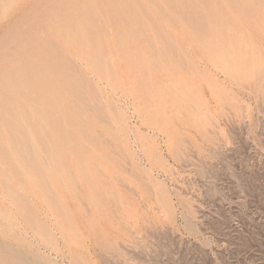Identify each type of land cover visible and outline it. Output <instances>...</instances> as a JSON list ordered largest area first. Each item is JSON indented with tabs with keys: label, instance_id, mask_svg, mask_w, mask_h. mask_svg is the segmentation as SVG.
Returning a JSON list of instances; mask_svg holds the SVG:
<instances>
[{
	"label": "rangeland",
	"instance_id": "374dc122",
	"mask_svg": "<svg viewBox=\"0 0 264 264\" xmlns=\"http://www.w3.org/2000/svg\"><path fill=\"white\" fill-rule=\"evenodd\" d=\"M35 1L0 0V264H264V0Z\"/></svg>",
	"mask_w": 264,
	"mask_h": 264
},
{
	"label": "bare ground",
	"instance_id": "6f19581e",
	"mask_svg": "<svg viewBox=\"0 0 264 264\" xmlns=\"http://www.w3.org/2000/svg\"><path fill=\"white\" fill-rule=\"evenodd\" d=\"M39 1H41V0H39ZM117 1H118V0H117ZM134 1H135V0H134ZM136 1H137V0H136ZM35 2H36V4L34 3V5H37V4H39V3H42V2H39V3H38V0L35 1ZM82 2H86V0H84V1H82ZM111 2H112V1H111ZM115 2H116V0H115ZM121 2H122V1H121ZM121 2L119 1L120 4H121ZM2 3H4V2H2V0H1V4H2ZM56 3H57V2H56ZM112 3H113V2H112ZM132 3H133V2H132ZM42 4H43V3H42ZM53 4H54V3H53ZM85 4H86V3H85ZM88 4H89V3H88ZM113 4H114V3H113ZM2 5H4V4H2ZM34 5H31V6L33 7ZM43 5H44V4H43ZM72 5H73V4H72ZM79 5H80V4H79ZM115 5H116V3H115ZM55 6H56V5H55ZM73 6H74V5H73ZM80 6H81V5H80ZM80 6H79V7H80ZM86 6H87V5H86ZM116 6H117V5H116ZM121 6H122V5H121ZM132 6H133V5H132ZM0 7H2V6H0ZM32 7H31V8H32ZM117 7H118V6H117ZM117 7H116V8H117ZM119 7H120V6H119ZM119 7H118V8H119ZM34 8H35V6H34ZM42 8H43V7H42ZM42 8H40V11L43 10ZM87 8H89V7H87ZM106 8H107V7H106ZM108 8H109V7H108ZM118 8H117V9H118ZM122 8H123V7H122ZM2 9L4 10V9H5V6H4ZM2 9H1V11H3ZM35 9H36V8H35ZM44 9H47V7L45 6ZM59 9H61V8H59ZM59 9H58V10H59ZM69 9H70V7H69ZM73 9H74V8H73ZM77 9H78V8H77ZM77 9H76V10H77ZM113 9H115V6H114ZM54 10H55V9H54ZM58 10H55V11H58ZM78 10H79V9H78ZM78 10H77V11H78ZM30 11H34V10H31V9H30ZM30 11L28 12L29 15L32 13V12L30 13ZM35 11H36V10H35ZM35 11H34V15H36ZM77 11H76V12H77ZM110 11H111V9H110ZM45 12H47V11L44 10L43 13H45ZM49 12H50V11H49ZM67 12H68V11H67ZM69 12H70V11H69ZM72 12H73V11H72ZM74 12H75V11H74ZM79 12H80V11H79ZM84 12H85V11H84ZM116 12H117V11H116ZM116 12H115V13H116ZM118 12H119V11H118ZM118 12H117V13H118ZM26 13H27V12H26ZM38 13H39V11H38ZM43 13H42V11H41V14H42V15H43ZM50 13H51V12H50ZM59 13H60V12H59ZM82 13H83V12H82ZM82 13H81V14H82ZM107 13H108V12H107ZM111 13H112V12H111ZM117 13H116V15H117ZM32 14H33V13H32ZM51 14H52V13H51ZM54 14H56V13H54ZM68 14H69V13H68ZM68 14H67V15H68ZM78 14H79V13H78ZM78 14H77V15H78ZM88 14H89V13H88ZM91 14H92V13H91ZM131 14H132V13H131ZM197 14H198V13H197ZM25 15H26V14H24V18L29 16L28 14H27L28 16H25ZM70 15H71V13H70ZM72 15H75V14H72ZM77 15H76V16H77ZM109 15H110V14H109ZM114 15H115V14H114ZM120 15H121V14H120ZM30 16H31V15H30ZM85 16H86V15H85ZM91 16H92V15H91ZM96 16H97V15H96ZM117 16H118V15H117ZM21 17H22V15H21ZM33 17H34V16H33ZM33 17H31V20L33 19ZM39 17H40V13H39ZM63 17H64V15H63ZM66 17H67V16H66ZM79 17H80V16H79ZM87 17H88V16H87ZM92 17H93V16H92ZM109 17H110V16H109ZM114 17H115V16H114ZM114 17H113V18H114ZM22 18H23V17H22ZM22 18H21V19H22ZM28 18L30 19V17H28ZM40 18H41V17H40ZM73 18H74V17L70 18V20H73ZM76 18H77V17H76ZM113 18H112V19H113ZM115 18H117V17H115ZM21 19H20L19 21H21ZM29 19H27V20H29ZM37 19H38V16L36 17L35 20H37ZM74 19H75V18H74ZM119 19H120V17H119ZM123 19H124V16H123ZM25 20H26V19H25ZM75 20H76V19H75ZM75 20H74V21H75ZM80 20H81V19H80ZM90 20H91V19H90ZM92 20H93V19H92ZM105 20H106V18H105ZM19 21H17V22H19ZM33 21H34V19H33ZM39 21H40V20H39ZM39 21H37V24H38ZM88 21H89V20H88ZM101 21H102V20H101ZM112 21H113V20H112ZM15 22H16V21H15ZM21 22H26V21L23 20V21H21ZM34 22H35V21H34ZM34 22H33V23H34ZM76 22H77V21H75V23H76ZM81 22H82V21H81ZM26 23H27V22H26ZM29 23H31V22H29ZM33 23H32V24H33ZM75 23H73V24H75ZM102 23H103V22H102ZM16 24H18V23H16ZM35 24H36V23H35ZM82 24H83V23H82ZM75 25H77V24H75ZM37 26H38V25H37ZM39 26H40V25H39ZM77 26H78V25H77ZM67 27H68V26H67ZM81 28H82V27H81ZM85 28H86V27H85ZM76 29H77V28H76ZM34 30H35V29H34ZM3 31H4V30H3ZM6 31H7V29H6ZM38 31H39V30H38ZM41 31H42V30H41ZM68 31H69V30H68ZM73 31H75V30L73 29ZM76 31H77V30H76ZM32 32L34 33V31H32ZM78 32H79V31H78ZM87 32H88V31H87ZM131 32H132V31H131ZM7 33H8V32H7ZM7 33H6V35H7ZM28 33H30V32L28 31ZM45 33H46V32H45ZM45 33H44V34H45ZM85 33H86V32H85ZM85 33H84V34H85ZM94 33H95V32H94ZM36 34H37V32H36ZM42 34H43V33H42ZM4 35H5V32H4ZM31 35H33V34H31ZM79 35H80V32H79ZM28 36H30V35L28 34ZM37 36H38V35H37ZM37 36H35L34 38L32 37V38L35 40ZM39 36H41L40 33H39ZM6 37H7V36H6ZM6 37H2V38H6ZM30 37H31V36H30ZM62 37H63V36H62ZM84 37H86V36H84ZM88 37H89V36H88ZM28 38H29V37H28ZM32 38H31V39H32ZM78 38H79V36H78ZM82 38H83V37H82ZM0 39H1V38H0ZM29 39H30V38H29ZM37 39H38V37H37ZM86 39H87V38H86ZM88 39H89V38H88ZM1 40H2V39H1ZM1 40H0V41H1ZM4 40H5V39H4ZM6 40H7V38H6ZM38 40H39V39H38ZM38 40H37V41H38ZM83 40H84V38H83ZM32 41H33V40H32ZM35 41H36V40H35ZM33 42H34V41H33ZM79 42H80V41H79ZM87 42H88V40H87ZM90 42H92V41H90ZM90 42H89V43H90ZM35 43H36V42H35ZM94 43H95V42H94ZM97 44H98V43H97ZM0 45H1V44H0ZM86 45H87V44H86ZM90 45H91V44H90ZM92 45H93V44H92ZM1 46H2V45H1ZM31 46H32V45H31ZM2 47H3V46H2ZM27 47H28V46H27ZM27 47H26V49H27ZM87 47H90V46H87ZM100 47H101V45H100ZM31 48H33V47H31ZM81 48H82V47H81ZM83 48H84V46H83ZM83 48H82L81 50H83ZM34 49H35V48H33L32 50H34ZM0 50H1V51H0V56H1V55L3 54V53H2V52H3V51H2V48H0ZM5 50H8V48L5 49ZM95 50H96V48H95ZM85 51H87V50L85 49ZM45 52H46V51H45ZM91 52H92V51H91ZM1 53H2V54H1ZM5 53H6V52H5ZM10 53H11V52H10ZM10 53H9V55L11 56ZM87 53H88V52H87ZM17 54H18V53H17ZM84 54H85V52H84ZM84 54H83V55H84ZM90 54H91V53H90ZM4 55H5V54H4ZM15 55H16V54H15ZM35 55H37V54H35ZM20 56H21V55H20ZM86 56H87V55H86ZM5 57H6V55H5ZM8 57H9V56H8ZM14 57H15V56H14ZM14 57H10V58H14ZM17 57H18V56H17ZM36 57H37V56H36ZM46 57H47V56H46ZM48 57H49V56H48ZM48 57H47V58H48ZM50 57L52 58V56H50ZM50 57H49V58H50ZM88 57H89V56H88ZM92 57H93V56H92ZM92 57H91V58H92ZM18 58H20V57H18ZM37 58H38V57H37ZM47 58H46V59L44 58V59H45V60H48ZM51 58H50V60H51ZM5 59H7V58H5ZM23 59H24V58H23ZM23 59H22V60H23ZM32 59H33V58H32ZM52 59H53V58H52ZM55 59H56V58H55ZM7 60H8V59H7ZM18 60H19V59H18ZM24 60H25V59H24ZM24 60H23V61H24ZM93 60H94V59H93ZM26 61H27V59H26ZM26 61H25V63H26ZM34 61H36V60H34ZM8 62H11V63H12L13 61H11V59H10V60H8ZM31 62H32V61H31ZM31 62H30V63H31ZM44 62H47V61H44ZM49 62H50V61H48L47 63H49ZM53 62H54V60H53ZM55 62H56V61H55ZM57 62H58V61H57ZM60 62H61V61H60ZM4 63H6V62H4ZM21 63H23V62L21 61ZM30 63H29V64H30ZM14 64L16 65V63L11 64V65H12L11 70H14V67H15V66L13 67ZM18 64H19V62H18ZM31 64H32V63H31ZM31 64H30V65H31ZM34 64H35V63H34ZM50 64H51V63H50ZM50 64H48V65H50ZM57 64H59V63H57ZM21 65H22V64H21ZM44 65H45V64H44ZM48 65H47V68H49ZM51 65H52V64H51ZM51 65H50V66H51ZM55 65H56V64H55ZM19 66H20V65H18V66L16 65V67H19ZM20 67L25 68V66H20ZM26 68H27V67H26ZM45 68H46V67H45ZM7 69H8V68H7ZM9 69H10V68H9ZM16 69H17V68H16ZM16 69H15V75L17 76L16 78H18V75H17V74H18L19 72H21V71H19V70H20V69H19L18 72H16V71H17ZM23 70H24V69H23ZM23 70H22V72H23ZM25 70H27V69H25ZM46 70H48V69H46ZM46 70L44 69L43 71H46ZM29 71H31V70H29ZM29 71H28V72H29ZM48 71H49V70H48ZM4 72H6L7 75H8V72H7L6 70H3V73H4ZM9 72H12V71H9ZM22 72H21L20 76H24L26 71H24V75H22ZM28 72H26V74H27ZM33 72H34V71H33ZM35 72H36V71H35ZM35 72H34V73H35ZM13 73H14V71H13ZM16 73H17V74H16ZM44 73H46V72H44ZM49 73H50V72H49ZM11 74H12V73L9 74V77H10ZM31 74H32V73H31ZM31 74H30L29 76H31ZM35 74H36V73H35ZM1 75H2V73H1ZM44 75H45V74H44ZM48 75H49V74H48ZM2 76H6V75H2ZM34 76H35V75H34ZM46 76H47V74H46ZM12 77H14V76H12ZM26 77H28V76H26ZM31 77H32V76H31ZM49 77H50V78H47V80L49 79V81H52L50 75H49ZM63 77H64V76H63ZM1 78H2V77H1ZM4 78H5V77H4ZM16 78H15V81H14V82L17 83L18 80H16ZM24 78H25V77H24ZM10 79H12V78L10 77ZM20 79H22V78L19 77V80H20ZM50 79H51V80H50ZM64 79H65V78H64ZM3 80L6 81L5 79H3ZM23 80H24V79H23ZM43 80H44L45 82L47 81L45 77H44ZM75 80H76V79H75ZM82 80H83V79H82ZM1 81H2V80H1ZM34 81H35V80H34ZM7 82H8V81H7ZM32 82H33V79H32ZM12 83H13V82H12ZM16 83H15V84H16ZM20 83H21V82H20ZM33 83H34V82H33ZM47 83H48V82H47ZM64 83H65V82H64ZM0 84H1V83H0ZM13 84H14V83H13ZM13 84H11V83L9 84V82H8V85H11L12 87H13ZM31 84H32V83H30V85H31ZM44 84H45V83H44ZM49 84H50V83H49ZM33 85H34V84H33ZM47 85H48V84H47ZM51 85H52V83H51ZM2 86H3V84H2ZM4 86H5V85H4ZM61 86H62V85H61ZM63 86H64V84H63ZM28 87H32V86H28ZM48 87H51V86L48 85ZM64 87H65V86H64ZM0 88H1V87H0ZM4 88H5V87H4ZM60 88H63V87H60ZM7 89L9 90L8 87H7ZM8 90H6V91H8ZM1 91H2V90H1ZM3 92H4V89H3ZM3 92H2V93H3ZM0 93H1V92H0ZM2 93H1V97H2ZM3 94H4V93H3ZM68 94H69V93H68ZM4 95H5V94H4ZM18 95H19V94H18ZM20 95H21V94H20ZM31 95H32V94H31ZM5 97H6V96H5ZM37 97H38V96H37ZM77 97H78V96H77ZM79 97H80V96H79ZM33 98H34V97H33ZM75 98H76V96H75ZM91 98H92V97H91ZM3 99H4V98H3ZM77 100H78V99H77ZM2 101H3V100H2ZM38 101H39V100H38ZM0 102H1V100H0ZM31 102H32V101H31ZM1 103H3V102H1ZM5 104H6V102H5ZM77 109H78V108H77ZM77 109H76V110H77ZM59 110H60V109H59ZM80 110L82 111V109H80ZM74 111H75V109H74ZM78 111H79V110H78ZM78 111H76V112H78ZM81 111H79V112H81ZM0 112H1V111H0ZM49 112H50V109H49ZM51 112H53V110H52ZM54 112H55V111H54ZM76 112H75V113H76ZM79 112H78V113H79ZM69 113H70V112H69ZM75 113H74V114H75ZM78 113H77V114H78ZM42 114H43V113H42ZM77 114H76L75 116H77ZM43 115H44V114H43ZM43 117H44V116H43ZM11 118H12V117H11ZM29 118H30V117H29ZM7 119H8V118H7ZM9 119H10V118H9ZM51 121L53 122V120H51ZM49 123H51L50 120H49ZM54 124H55V122H54ZM54 124H53V126H54ZM44 125H45V124H44ZM50 125H51V124H50ZM50 125H49V126H50ZM55 126H56V125H55ZM55 126H54V127H55ZM50 127H52V125H51ZM43 129H45V128H43ZM43 129H42V131H43ZM53 129H54V128H53ZM55 129H56V127H55ZM15 131H16V130H15ZM15 131H14V132H15ZM49 131H50V130H49ZM51 131H52V130H51ZM57 131H58V130H57ZM46 132H47V131H46ZM41 133H42V132H41ZM44 133H45V132L43 131V134H44ZM10 134H11V133H10ZM16 134H17V136H18V133H16ZM46 135H47V134H45V136H46ZM51 135H52V134H51ZM51 135H50V136H51ZM21 136H22V135H21ZM42 136H43V135H42ZM30 137H31V136H30ZM32 137H33V136H32ZM35 137H36V136H35ZM39 137H40V136H39ZM39 137H38V138H39ZM33 138H34V137H33ZM36 138H37V137H36ZM38 138H37V139H38ZM46 138H47V137H46ZM18 139H19V138H18ZM34 139H35V138H34ZM34 139H32V140L34 141ZM37 139H36V140H37ZM21 140H22V139H21ZM36 140H35V141H36ZM39 140H40V138H39ZM39 140H38V141H39ZM42 140H43V139H42ZM33 141L30 142V143L34 144ZM35 141H34V142H35ZM43 141H44V140H43ZM43 141H42V142H43ZM19 142H20V141H18L17 143H19ZM40 142H41V140H40ZM11 143H12V142H11ZM20 143H21V142H20ZM23 143H24V142H22V144H23ZM37 143H38V142H37ZM37 143H36V144H37ZM45 143H46V142H45ZM57 143H58V142H57ZM59 143H60V142H59ZM59 143H58V146H60ZM14 144H15V143H14ZM24 144H26V143H24ZM27 144H28V143H27ZM27 144H26L25 146H27ZM19 145H20V144H19ZM39 145H40V144H38V145H36V146H39ZM41 145H42V144H41ZM53 145H54V144H53ZM20 146H21V145H20ZM23 146H24V145H23ZM36 146H35V147H36ZM46 146H47V145H46ZM56 146H57V145H56ZM18 147H19V146H17V148H18ZM29 147H31V146L29 145ZM32 147H33V145H32ZM20 148H21V147H20ZM20 148H19V149H20ZM22 148H23V147H22ZM37 148H38V147H37ZM48 148H49V147H48ZM60 148H61V146L59 147V150H60ZM19 149H18V150H19ZM30 149H31V148H30ZM40 149H41V148H40ZM3 150H5V149H3ZM18 150H17V151H18ZM47 150H48V149H47ZM57 150H58V149H57ZM61 150H62V149H61ZM7 151H8V150H7ZM19 151H20V150H19ZM37 151H39V149H37ZM42 151H43V150H42ZM3 152H4V151H3ZM56 152H57V151H56ZM12 153H13V151H12ZM20 154H21V153H20ZM32 154H33V153H32ZM36 154H37V152H36ZM2 155H3V154H2ZM4 155H6V154H4ZM7 155H8V154H7ZM15 155H16V154H15ZM15 155H14V156H15ZM9 156L11 157V155H9ZM0 157L2 158V156H0ZM4 157H5V156H4ZM16 157H17V156H16ZM18 157H19V155H18ZM21 157H22V156H21ZM21 157H20V159H21ZM29 157H31V156H29ZM22 158H23V157H22ZM24 158H25V160H23V161H26L27 155H26V157L24 156ZM32 158H33V157H31V159H32ZM39 158H41V157L39 156ZM8 159H9V157H8ZM3 160H4V159H3ZM5 160H6V159H5ZM12 160H13V159H12ZM16 160H18V158H16ZM21 160H22V159H21ZM40 160H42V159H40ZM8 161H9V160H8ZM28 161H30V160H28ZM28 161H27V162H28ZM1 162H2V161H1ZM3 162H5V161H3ZM3 162H2V163H3ZM6 162H7V160H6ZM32 162H34V161H32ZM35 162L37 163V160H35ZM38 162H40V161L38 160ZM20 163H21V162H20ZM41 163H42V162H41ZM41 163H40V164H41ZM8 164L10 165V163H8ZM21 164H22V163H21ZM34 164H35V163H34ZM31 165H33V163H31ZM35 165H37V164H35ZM10 166H11V165H10ZM38 166H39V164H38ZM15 167H16V165H15ZM20 167H21V166H20ZM26 167H27V166H26ZM35 167H37V166H35ZM40 167H41V166H40ZM5 168H6V167H5ZM8 168H9V167H8ZM10 168H11V167H10ZM4 170H5V169H4ZM14 170H15V169H14ZM16 170H17V169H16ZM8 171H9V170H8ZM11 172H12V170H11ZM13 172H14V171H13ZM14 173H15V172H14ZM17 173H18V172H17ZM17 173H16V175H17ZM12 174H13V173H12ZM14 176H15V175H14ZM17 176H18V175H17ZM49 194H50V193H49ZM25 200H26V199H25ZM158 203H159V202H158Z\"/></svg>",
	"mask_w": 264,
	"mask_h": 264
}]
</instances>
